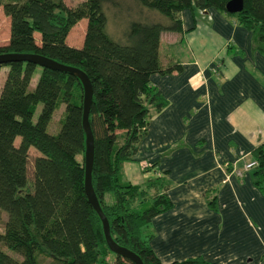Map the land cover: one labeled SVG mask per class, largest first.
Here are the masks:
<instances>
[{"label": "trees", "instance_id": "trees-1", "mask_svg": "<svg viewBox=\"0 0 264 264\" xmlns=\"http://www.w3.org/2000/svg\"><path fill=\"white\" fill-rule=\"evenodd\" d=\"M135 1L163 16L129 19L121 40L108 30L107 4L117 0H79L72 5L66 0H0L10 16V35L0 43V53H40L77 66L90 77L92 181L118 243L136 251L145 264H220L201 255L168 262L157 255L149 226L154 216L174 205L170 182L163 175L144 183L123 181V164L135 159L152 109L160 110L168 102L151 82L152 74L182 67L179 62L164 66L162 33L183 30L184 8L213 7L253 30L264 48V0H244L237 12L227 10L228 0ZM81 18H87V24L83 42L77 45L68 36ZM4 65L8 70L0 87V218L1 211L7 218L0 230V264H137L110 248L102 218L86 193L80 77L29 60L0 63V71ZM37 67L41 71L30 89ZM40 101L43 105L34 119ZM61 102L62 124L51 132L48 125ZM32 146L38 153L31 160ZM252 157L254 182L264 192V141ZM209 204L216 208V197Z\"/></svg>", "mask_w": 264, "mask_h": 264}, {"label": "crops", "instance_id": "crops-1", "mask_svg": "<svg viewBox=\"0 0 264 264\" xmlns=\"http://www.w3.org/2000/svg\"><path fill=\"white\" fill-rule=\"evenodd\" d=\"M182 18V31L162 33L164 66L182 67L151 76L168 102L152 109L132 160L143 166V181L128 180L170 182L174 205L149 226L164 262L201 255L264 264V192L247 166L264 141V48L223 10L186 7ZM125 162L123 175L134 178Z\"/></svg>", "mask_w": 264, "mask_h": 264}, {"label": "rangeland", "instance_id": "rangeland-1", "mask_svg": "<svg viewBox=\"0 0 264 264\" xmlns=\"http://www.w3.org/2000/svg\"><path fill=\"white\" fill-rule=\"evenodd\" d=\"M79 0H66V2L69 5L76 4ZM117 4H107V12L109 15L108 20V30L113 35V37L121 40H125L124 36V30L125 27L131 18L136 17H147V18H157L160 16H163L162 13H160L157 10H149L145 7L140 6L135 0H117ZM159 14V15H158ZM87 24V18H81L71 29L69 34V41L74 44H81L83 42L85 29ZM164 33V32H163ZM166 34V33H165ZM163 34L161 44H160V54L162 58H164L165 53L167 52L168 45L166 43L167 38ZM10 35V16L7 15L4 12V9L2 5L0 6V43H5L8 41ZM37 39L39 40V35L37 34ZM8 70V65H4L0 71V87L3 84L6 72ZM40 68L37 67L34 76L32 78V81L30 82V89H33V87L36 84L37 77L40 74ZM43 103L40 101L37 106L36 110L34 112V119H37L39 112L41 111ZM65 110V103L61 102V104L54 110L52 119L48 125V130L51 132H57L62 124V121H60V117ZM118 141H122V137H119ZM38 153V150L35 147H31V160L32 158ZM30 160V175L32 174V161ZM125 166H127L128 169L131 170L133 177L130 178L128 176V170L126 173H124L122 180L126 181L128 179H133L135 181H143V166L139 164L137 161H126ZM131 166V167H130ZM107 199L109 201L113 200V196L111 193H108L106 195ZM7 218V212L1 211V218H0V230H3L4 228V222ZM44 262H48L50 258L42 257Z\"/></svg>", "mask_w": 264, "mask_h": 264}, {"label": "water", "instance_id": "water-1", "mask_svg": "<svg viewBox=\"0 0 264 264\" xmlns=\"http://www.w3.org/2000/svg\"><path fill=\"white\" fill-rule=\"evenodd\" d=\"M244 6V0H228L226 8L228 11L237 12L240 11ZM13 60H29L33 61L41 66L52 67L60 70H67L76 73L84 86V97H83V125L86 131V151H85V189L89 197V200L93 206L97 209L99 215L103 221V227L107 242L110 248L116 253L122 254L129 257L137 264H145L141 256L131 248L118 243L111 233L110 221L106 213L104 212L101 202L94 189L92 181V170L94 164L95 155V138L90 123V109L93 100V84L88 74L81 68L70 65L46 55L36 52H2L0 53V63H6Z\"/></svg>", "mask_w": 264, "mask_h": 264}, {"label": "built area", "instance_id": "built-area-1", "mask_svg": "<svg viewBox=\"0 0 264 264\" xmlns=\"http://www.w3.org/2000/svg\"><path fill=\"white\" fill-rule=\"evenodd\" d=\"M253 163H255V161H251L247 164V166H251ZM147 164V163H146Z\"/></svg>", "mask_w": 264, "mask_h": 264}]
</instances>
